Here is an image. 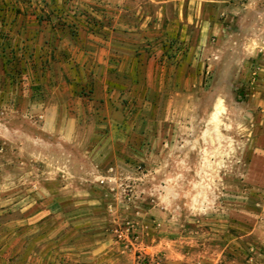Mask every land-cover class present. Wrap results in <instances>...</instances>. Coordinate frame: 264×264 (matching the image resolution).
Segmentation results:
<instances>
[{"label":"rangeland","instance_id":"obj_1","mask_svg":"<svg viewBox=\"0 0 264 264\" xmlns=\"http://www.w3.org/2000/svg\"><path fill=\"white\" fill-rule=\"evenodd\" d=\"M263 64L264 0H0V264H264ZM46 106L123 162L41 189L7 126Z\"/></svg>","mask_w":264,"mask_h":264},{"label":"crops","instance_id":"obj_2","mask_svg":"<svg viewBox=\"0 0 264 264\" xmlns=\"http://www.w3.org/2000/svg\"><path fill=\"white\" fill-rule=\"evenodd\" d=\"M261 74L263 83L255 92L256 100L254 103L250 100L251 107L257 105V108L250 113L252 120L250 131L253 137L249 150L248 169L250 184L258 186H264V100L257 97L258 94L264 93V64ZM259 105L262 107L260 108ZM60 114V108L57 106H46L42 111V123L37 128V132L30 133L25 124L17 129L7 126V136L15 143L24 159L38 161L43 166L44 169L40 171L38 178V186L41 189H50L63 176H71L80 185L89 188L90 184L102 180L104 174L111 168L112 162H123L122 155L112 148V144L115 146L117 144L113 142L108 146L112 138L110 130H113L115 122L109 116L104 118L103 125L109 126L110 130H103L95 125L92 128V139L85 140L83 136L86 127L80 122L82 120L76 116ZM119 124L124 123L120 121ZM122 141L125 139L121 140L120 137L118 143ZM49 197L55 199L56 194L51 193ZM48 202L54 203L53 200ZM92 202L88 201V203Z\"/></svg>","mask_w":264,"mask_h":264},{"label":"built area","instance_id":"obj_3","mask_svg":"<svg viewBox=\"0 0 264 264\" xmlns=\"http://www.w3.org/2000/svg\"><path fill=\"white\" fill-rule=\"evenodd\" d=\"M257 72H258V71H254V72H253V74H252V75L254 76V77H253V78H254V80L256 79V77H257V75H258V73H257Z\"/></svg>","mask_w":264,"mask_h":264}]
</instances>
